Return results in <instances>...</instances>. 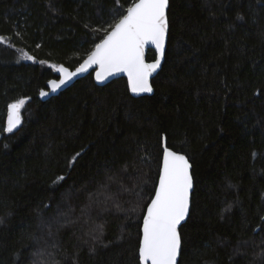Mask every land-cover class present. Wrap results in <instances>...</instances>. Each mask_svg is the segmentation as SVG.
Masks as SVG:
<instances>
[{
  "label": "trees",
  "instance_id": "trees-1",
  "mask_svg": "<svg viewBox=\"0 0 264 264\" xmlns=\"http://www.w3.org/2000/svg\"><path fill=\"white\" fill-rule=\"evenodd\" d=\"M135 2L0 0V264H140L164 141L195 181L179 264H264V0H169L151 95L91 73L39 97Z\"/></svg>",
  "mask_w": 264,
  "mask_h": 264
},
{
  "label": "snow or ice",
  "instance_id": "snow-or-ice-1",
  "mask_svg": "<svg viewBox=\"0 0 264 264\" xmlns=\"http://www.w3.org/2000/svg\"><path fill=\"white\" fill-rule=\"evenodd\" d=\"M168 8L169 0H136L127 7L126 14L118 19L104 38L95 44L87 59L75 72H70L63 65L59 66L57 71L61 73V78L59 81H49L51 90L56 91L89 66L98 65L101 69L96 73L98 81L123 71L128 74L132 93H151L153 88L149 77L160 67L165 51L169 30ZM3 42L5 38L0 37V43ZM149 44L154 45L159 54L152 63H146L144 59V48ZM27 59L32 60L34 57L27 56ZM40 95L46 96L48 93L41 90ZM26 99L21 98L8 105L6 131L11 132L20 125V110ZM75 158L72 157V160ZM190 168L186 156L164 146L159 183L143 217L140 264H177L181 250L178 226L189 214L190 192L193 188ZM57 179L63 180L64 177Z\"/></svg>",
  "mask_w": 264,
  "mask_h": 264
},
{
  "label": "water",
  "instance_id": "water-1",
  "mask_svg": "<svg viewBox=\"0 0 264 264\" xmlns=\"http://www.w3.org/2000/svg\"><path fill=\"white\" fill-rule=\"evenodd\" d=\"M168 9H169V8H168ZM168 9H167V17H168ZM125 14H126V13H125ZM168 22H169V20H168ZM168 37H169V30H168V33H167V36H166L165 51H164L163 58L161 59V65H160V67H159V68H158V69H157V70H156V71H155V72L149 77V82H150V84H151V86H152V88H153V91H152L151 93H140V94H134V93L131 92L130 87H129V90H130V92H131V94H132L133 96L139 97V96H143V95H151V94L154 93V87H153V84H152V80H153V78L159 73V71L161 70L162 65H163V62H164V60H165V54H166V49H167ZM150 49H153V50H155V52H156V58H155L154 60H148V59H147L148 51H149ZM158 55H159V54H158V52H157V50H156V48H155L154 45H151V44H149V45H145V48H144V59H145V62H146V63H152V62H154V61L158 58ZM87 57H88V56H87ZM87 57H86L85 59H87ZM85 59H84V60H85ZM84 60H83L78 66H76L75 68H71V67H69V66H67V65H64V64H60L59 66L63 65V66H64L65 68H67L70 72H75L76 69H77L81 64H83ZM59 66L57 67V69L59 68ZM57 69H56V70H57ZM98 71H101V69L99 68L98 65H91V66H89V67L87 68L86 71L81 72V73H78L76 76L72 77V79L69 80L67 83H65L64 85L60 86L56 91H52V90H51V86L49 85V81H52V80L59 81L60 78H61V73H60L59 71H57L58 77H56V78H52L51 80H49L48 83H47V88H46V89H43L45 92L48 93V95H46V96H41V95L39 94V97H40L41 100L46 101V100H48V99H50V98H52V97L58 96L61 92H63V91L66 90L68 87H70L71 85H73L76 81L80 80L81 78L86 77L87 75H89V74H91V73H93V76H94L95 82H96L98 85H101V86H102V85H106V84H108L109 82L113 81L114 79H116V78H120V77H125V78L127 79V81H128V74H127L126 72H123V71L118 72V73H115V74H113V75H109V76H107L104 80H99V81H98V80L96 79V73H97ZM128 86H129V84H128ZM8 112H9V109H7V116H6V129H7V126H8ZM20 115H21V110H20ZM21 123H22V115H21ZM21 123H20V125H21ZM20 125H18L17 128L13 129V131H14V130H17V129L20 127ZM165 145H166V142L164 141V146H165ZM166 146H167V145H166ZM167 147H168V146H167ZM168 148H169L170 150L176 152V153L182 154V155H184V156L187 157V159H188V161H189V163H190V165H191L190 172H191V175H192V178H193V188L191 189V192H190V208H189V214H188V216L186 217V219H185L184 221H182L181 224L178 226V231H179V233H180L181 226L187 221V219H188V217H189V215H190L191 204H192V194H193V190H194V186H195V181H194V177H193V173H192V163H191V161L189 160L188 156H187L186 154H184V153H182V152H179V151H176V150H174V149H172V148H170V147H168ZM163 155H164V153H163ZM162 166H163V158H162L161 169H162ZM160 171H161V170H160ZM158 183H159V179H158ZM157 186H158V184H157ZM154 195H155V193H154ZM153 197H154V196H153ZM150 203H151V201L149 202V204H150ZM146 212H147V209H146ZM146 212H145V214H146ZM142 228H143V223H142ZM180 236H181V233H180ZM141 238H142V235H141ZM181 249H182V238H181ZM180 256H181V250H180V253H179L178 257H177V264H179Z\"/></svg>",
  "mask_w": 264,
  "mask_h": 264
}]
</instances>
